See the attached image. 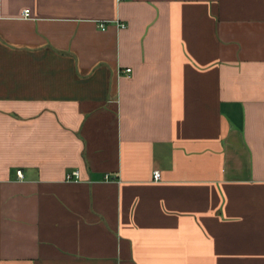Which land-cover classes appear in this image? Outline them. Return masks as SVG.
<instances>
[{
	"label": "crops",
	"instance_id": "crops-1",
	"mask_svg": "<svg viewBox=\"0 0 264 264\" xmlns=\"http://www.w3.org/2000/svg\"><path fill=\"white\" fill-rule=\"evenodd\" d=\"M0 264H264V0H0Z\"/></svg>",
	"mask_w": 264,
	"mask_h": 264
},
{
	"label": "built area",
	"instance_id": "built-area-1",
	"mask_svg": "<svg viewBox=\"0 0 264 264\" xmlns=\"http://www.w3.org/2000/svg\"><path fill=\"white\" fill-rule=\"evenodd\" d=\"M25 15L26 16L30 15V9H26L25 10ZM131 70L132 69H130V68L127 69L128 72H130ZM18 175L21 176V177L23 176V173H22L21 170L18 171ZM79 177H80V172L78 170H75L72 173H69L68 176H67L68 179H74V178H79ZM161 177H162L161 171L160 170H156L155 173H154V178L156 180H159V179H161Z\"/></svg>",
	"mask_w": 264,
	"mask_h": 264
}]
</instances>
